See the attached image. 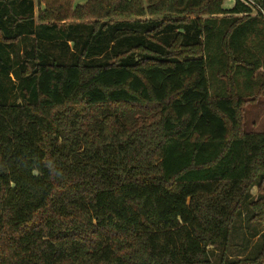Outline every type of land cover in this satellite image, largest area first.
Masks as SVG:
<instances>
[{"label": "trees", "instance_id": "obj_1", "mask_svg": "<svg viewBox=\"0 0 264 264\" xmlns=\"http://www.w3.org/2000/svg\"><path fill=\"white\" fill-rule=\"evenodd\" d=\"M76 1L0 0V264H264V18Z\"/></svg>", "mask_w": 264, "mask_h": 264}, {"label": "rangeland", "instance_id": "obj_2", "mask_svg": "<svg viewBox=\"0 0 264 264\" xmlns=\"http://www.w3.org/2000/svg\"><path fill=\"white\" fill-rule=\"evenodd\" d=\"M76 2L83 4L85 2V0H77ZM223 6H224V8L229 9L233 6V2L229 1V0H224ZM252 16H256V15L253 13V14H251V17ZM222 17H224V16H219V18H222ZM258 26L262 27L261 24H259ZM248 40L250 42L248 45V48L251 51V55H253V56L259 55L260 52L263 51L262 48L259 47V44H258L259 39L254 35L253 37L249 38ZM262 63L264 64L263 61H262ZM258 73L261 74V76L264 75V66L259 71H257V74ZM208 78H210V77H208ZM239 83H240V87L242 89H244L245 84L242 85L243 81H239ZM211 89L214 90L213 87H211ZM256 90H257V88H255L252 91V92H254L253 96L245 98L246 102L244 103V107L242 109L243 110L242 124H243V129L246 132L264 131V91L258 95H255ZM11 93L12 94L15 93V88L11 89ZM252 193H253V195H255V190H253ZM240 240L241 239L239 237V233H237L236 238L234 239L232 244L233 245L240 244L241 243ZM256 241H257L256 238L251 239L250 247H252ZM238 250L239 249H236L233 247H231V249H229L230 254H232V255L238 254V252L240 251V250L239 251ZM249 250H250V248H248V251ZM218 254H219V252L217 251V248H215V247H209L208 248V257H209V260L213 264L219 263V262H217Z\"/></svg>", "mask_w": 264, "mask_h": 264}, {"label": "built area", "instance_id": "obj_3", "mask_svg": "<svg viewBox=\"0 0 264 264\" xmlns=\"http://www.w3.org/2000/svg\"><path fill=\"white\" fill-rule=\"evenodd\" d=\"M229 1H232L233 4L236 2L241 3L251 9L252 11L251 14L254 13L255 15H259L264 18V11L253 0H229Z\"/></svg>", "mask_w": 264, "mask_h": 264}]
</instances>
